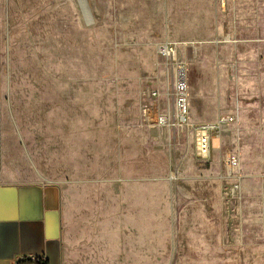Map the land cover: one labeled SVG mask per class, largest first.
I'll use <instances>...</instances> for the list:
<instances>
[{"label": "rangeland", "instance_id": "rangeland-1", "mask_svg": "<svg viewBox=\"0 0 264 264\" xmlns=\"http://www.w3.org/2000/svg\"><path fill=\"white\" fill-rule=\"evenodd\" d=\"M0 113L61 190L63 264H264V0H0Z\"/></svg>", "mask_w": 264, "mask_h": 264}, {"label": "crops", "instance_id": "crops-1", "mask_svg": "<svg viewBox=\"0 0 264 264\" xmlns=\"http://www.w3.org/2000/svg\"><path fill=\"white\" fill-rule=\"evenodd\" d=\"M0 264H63L61 190L12 164L1 113Z\"/></svg>", "mask_w": 264, "mask_h": 264}, {"label": "built area", "instance_id": "built-area-1", "mask_svg": "<svg viewBox=\"0 0 264 264\" xmlns=\"http://www.w3.org/2000/svg\"><path fill=\"white\" fill-rule=\"evenodd\" d=\"M157 55L169 60L174 59L175 47L170 43H161L157 45L156 49ZM180 74L177 78L175 91H176V101L174 107V113H164L155 118V123L160 126H166L170 124H175L178 126H183L187 124L188 121V96L186 91V84L184 75L182 74L181 68H179ZM147 110H145L146 115ZM148 119L149 117L146 116ZM232 122L230 117H220L214 124H206L196 127L195 130V149L196 153L202 159H206L210 155L211 151V134L216 132L220 127L225 126ZM231 159L225 160V165L230 167L232 165Z\"/></svg>", "mask_w": 264, "mask_h": 264}, {"label": "bare ground", "instance_id": "bare-ground-1", "mask_svg": "<svg viewBox=\"0 0 264 264\" xmlns=\"http://www.w3.org/2000/svg\"><path fill=\"white\" fill-rule=\"evenodd\" d=\"M217 142H218V138L216 139V137H215V138L211 139L212 145H215Z\"/></svg>", "mask_w": 264, "mask_h": 264}]
</instances>
